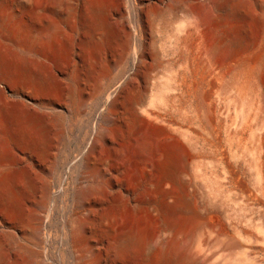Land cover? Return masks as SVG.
I'll list each match as a JSON object with an SVG mask.
<instances>
[{
    "label": "bare ground",
    "instance_id": "obj_1",
    "mask_svg": "<svg viewBox=\"0 0 264 264\" xmlns=\"http://www.w3.org/2000/svg\"><path fill=\"white\" fill-rule=\"evenodd\" d=\"M3 1L1 84L15 77L55 89L46 67L65 52L66 27L77 20L81 80L104 52L134 61L68 170L77 173L71 245L79 264H264V0H138L149 33L131 11L115 24L120 0H20L31 25L3 11ZM43 116L0 88L2 218L24 222L34 183L1 149L23 144L44 156ZM0 264H23L1 238Z\"/></svg>",
    "mask_w": 264,
    "mask_h": 264
},
{
    "label": "rangeland",
    "instance_id": "obj_2",
    "mask_svg": "<svg viewBox=\"0 0 264 264\" xmlns=\"http://www.w3.org/2000/svg\"><path fill=\"white\" fill-rule=\"evenodd\" d=\"M19 1L4 0L1 9L5 12H15L25 24H33L27 14L19 10ZM79 1L76 0L75 3ZM39 2L40 0H36L35 5ZM135 3H138V0H120L114 22L117 25V22L131 11V20L136 27L141 30L142 26L145 33H149V25L141 17L142 7L138 4L134 9ZM47 17L48 15L45 19ZM66 31L69 42L65 52L60 58L51 60L46 67L56 76L53 81L55 89L44 93L14 76L6 85L0 83V88L6 90L9 99L19 101L24 109L40 111L44 115L50 135L46 156L36 155L23 144L11 143V146L4 145V149H1L2 154L7 155L8 152L9 157L14 158L15 171H20L19 174L29 173L34 183V192L24 199L27 215L25 213L23 223L0 216V238L4 241L8 254L12 258L17 256L23 264L80 263L71 245V221L78 209L74 201L77 173L71 175L68 170L69 167L76 166L78 153L85 152L88 135L96 121H101L100 114L108 95L113 96L120 81L135 68L130 54L119 58L114 53L104 52L96 58L92 69L94 71L95 67V71L90 73V78H83L82 81L81 67L86 54L84 30L77 20L74 28L71 30L66 27ZM137 45V38L131 37L130 49L133 50ZM5 50L9 55L16 53L7 47ZM34 50L35 54L40 51L39 48ZM18 54L20 57L28 56ZM26 59L32 60L34 65L39 64L38 59H32L30 55ZM81 169L82 167L79 171ZM78 186L85 188L87 182ZM35 231L39 233L37 236L31 234Z\"/></svg>",
    "mask_w": 264,
    "mask_h": 264
}]
</instances>
